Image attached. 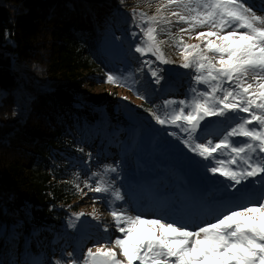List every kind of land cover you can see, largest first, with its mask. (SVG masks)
I'll return each mask as SVG.
<instances>
[{
	"label": "trees",
	"instance_id": "1",
	"mask_svg": "<svg viewBox=\"0 0 264 264\" xmlns=\"http://www.w3.org/2000/svg\"><path fill=\"white\" fill-rule=\"evenodd\" d=\"M141 1L149 6L161 2L0 0V264H10L17 244L29 247L41 261L49 251L63 256L67 248L75 255L83 241L93 237L87 232L82 237L80 229L68 227L69 218L82 212L75 188L64 180L79 158V138L83 137L82 143L101 135L112 141L119 133L132 144L144 129H153L143 120L155 123L145 109L157 105L147 103L157 94L164 97L158 105L165 99H182L174 79L186 84L181 71L192 75V70L180 67L182 63L156 61L153 68L169 70L159 73L163 77L159 84L146 67L141 70L143 59L155 61L134 51L142 34L132 14ZM106 73L134 82L146 99L137 98L127 87L105 83ZM89 85L106 93L94 96ZM107 86L114 90L113 101ZM125 98H130L129 107L116 103ZM132 110L135 120L128 118ZM212 118L215 124L218 118ZM87 126L91 129H83ZM158 129L165 134L167 126ZM188 153L180 144L165 153L173 178L185 172L189 177ZM26 256L30 258V253Z\"/></svg>",
	"mask_w": 264,
	"mask_h": 264
},
{
	"label": "snow or ice",
	"instance_id": "2",
	"mask_svg": "<svg viewBox=\"0 0 264 264\" xmlns=\"http://www.w3.org/2000/svg\"><path fill=\"white\" fill-rule=\"evenodd\" d=\"M132 19L142 34L134 51L142 58L155 57V61L143 59L141 70L146 67L157 84L163 69L152 65L170 63L160 47L165 43L161 35L173 37L175 27L189 38L195 32V39L203 44H185L182 36L174 41L183 57L180 67L193 73L190 94L185 99H165L145 111L157 125L179 130L183 135L167 134L206 161L207 172L223 177L229 182L226 189L239 197H228L226 210L213 221L191 228L117 207L125 200L115 183L120 176L118 163L101 166L83 181L76 173L71 182L76 192L87 189L97 194L93 203L105 201L120 235L104 237L82 257L68 252V260L55 259L52 264H264V15L245 0H161L156 14L134 11ZM104 82L127 87L137 98L146 99L126 77L106 73ZM208 117L232 124L218 139L202 136L208 127L202 128V122ZM88 158L92 159L91 153ZM84 215L75 213L68 227L75 228ZM91 215L98 219L95 211ZM103 231L109 232L108 225Z\"/></svg>",
	"mask_w": 264,
	"mask_h": 264
},
{
	"label": "rangeland",
	"instance_id": "3",
	"mask_svg": "<svg viewBox=\"0 0 264 264\" xmlns=\"http://www.w3.org/2000/svg\"><path fill=\"white\" fill-rule=\"evenodd\" d=\"M245 3L251 6L253 10L257 12L258 15H264V0H245ZM159 6H161V2H156L154 5L149 6L146 1H141L138 4V7L135 8V11L137 13L144 12L148 15H153L156 14V9ZM138 9L144 10L139 11ZM164 14L166 15V13ZM180 26L186 27L184 25ZM205 30L206 29H202V31ZM172 32L173 37L171 38L166 35H164V39L159 38L160 40L165 41V43L161 44L160 47L165 58L170 61V63H168L170 65L183 63V57L180 54V51H178L175 47L174 43V41L178 40L181 36L185 44H201V47H203L201 41L195 39V32L191 34V38H189V35L187 34L177 33L175 27H173ZM193 37L194 40H191ZM96 48H98L97 45ZM163 71L165 74H168L169 72V70ZM181 74L185 75V77L182 79L188 80V82L186 84H182V81L179 78L174 79V81H177L179 87V97L185 99L190 94V85L192 83L193 74H186L183 70L181 71ZM88 90L92 92L94 96H101L106 93V91L100 86L93 88L89 85ZM107 92L109 93V95H111L110 98L112 99V96L114 95V90H112L111 87L107 86ZM130 98L128 99L130 100ZM128 99H119L118 102L114 100V103H125L129 107ZM163 99V96L157 94L154 99L151 100L150 103H147V105H158L159 101H162ZM100 116L101 115H99V117ZM134 116L135 115L133 110L128 113L129 119L135 120ZM136 120L139 121L140 119L136 118ZM143 123L145 125H152L153 129H144L142 135L139 137V140L135 141L132 144H129V139L127 137H123L119 133L116 134L114 138L116 145L115 143H111L108 140H105L104 138L102 139L101 135L95 138L88 137L87 139L83 140L80 144L81 140L83 139V137H80L78 140V144H80V148H83L84 151H79V158L77 159V161L71 163L72 167L69 169L68 174L64 176V180L72 182L75 179V174L79 173L80 179L81 181H83L88 179L92 172L100 170L101 166L106 164L115 165L118 163L120 165V176L118 179H115V174H113V178L115 179L116 186L121 189L122 194L125 196V200L121 204H117V207L122 205L127 206L129 211L133 214L139 213L148 218L161 216L164 217L166 220H176L177 222L187 225L191 228H195L197 226L202 225L203 223L213 221L219 215L220 212L226 210L224 207V205L226 204L225 202L218 201L211 203H203L202 198H200L196 200V202H193L189 205L187 201H184L183 199H167L162 191L149 192L147 196L143 195V190L147 187L148 184L147 177H143V174L147 169V164L144 157L139 160L136 156L137 154L138 156H153L154 162L155 160L161 163L165 162L167 158L161 154V151L164 150L163 148L166 144V138L171 137L168 134L164 135L163 129H158L160 128V126L156 127L155 123L152 122L149 118L146 117V119L143 120ZM230 126L231 123H227V121H221L219 119L217 128L210 126L209 130L211 131V133L209 134V136L218 139L226 132V130ZM95 128H97V126H95ZM83 129L90 130L91 128L87 126ZM151 141L155 143V152H152ZM104 145L107 148H104ZM88 153H91L92 155L91 160H89L88 158ZM82 158L84 159L80 160ZM206 164L207 162H205V165ZM203 169L207 171L205 166L203 167ZM143 181H145L147 184L145 182L142 183ZM171 184L175 185L176 181L171 180ZM81 187H83L82 183ZM85 193L87 194L85 195ZM77 194L78 198L75 201L79 204V209H81V211L84 212L85 215L81 217L80 221L76 223V227L74 229H80V236L82 237L83 234L86 232L88 234L91 233L94 235L93 241H83L80 248V253H75V256L82 257L83 253L86 252L89 247L94 248V245H96L98 242H103L104 237L111 236L115 238L120 234L115 231V227L112 222L111 216L109 215L108 206L105 201L102 200L97 203H93V197L97 196V194L88 192L87 189H84L83 192ZM143 204L145 205L143 206ZM94 211L95 214L98 216V219L92 218L91 214ZM72 217L73 216H71V218ZM105 225H108L109 227L108 233H105L103 231ZM24 250H26L25 253L23 252ZM29 250V247L23 246L22 248L20 247V245L17 244L14 248L12 256L10 257L9 263L52 264L55 259H69L66 255L69 251V249L67 248L65 249V255L63 256L61 254H51V251H49L48 257L44 261H41L40 259H38V257L33 256ZM116 251L117 253H119L118 249H116ZM29 253L30 258L26 256V254ZM118 258L123 259V257L119 256Z\"/></svg>",
	"mask_w": 264,
	"mask_h": 264
}]
</instances>
